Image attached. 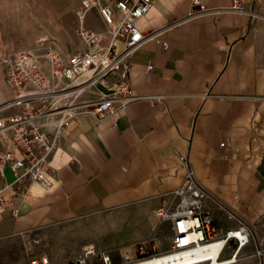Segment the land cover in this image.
Listing matches in <instances>:
<instances>
[{
  "label": "crops",
  "instance_id": "1",
  "mask_svg": "<svg viewBox=\"0 0 264 264\" xmlns=\"http://www.w3.org/2000/svg\"><path fill=\"white\" fill-rule=\"evenodd\" d=\"M150 1L138 21L145 39L119 70L71 94L77 106L60 127L31 122L53 144L46 173L55 181L43 188L23 169L4 170L0 264L40 255L64 263L88 247L126 258L151 237L158 253L166 252L172 222L157 211L177 201L185 177L179 153L208 196L205 209L218 233L251 231L237 264H264V252L248 256L264 244V0H245L240 12L231 11L232 0H209L208 12L192 19L191 0ZM84 24L102 34L101 46L111 42L96 9ZM113 43L120 52L122 41ZM126 64L133 100L126 107L114 101L112 117L87 112L113 95L108 87L122 80ZM13 95L0 59V154L10 150L21 159L10 149L11 130L1 127L24 113Z\"/></svg>",
  "mask_w": 264,
  "mask_h": 264
},
{
  "label": "built area",
  "instance_id": "2",
  "mask_svg": "<svg viewBox=\"0 0 264 264\" xmlns=\"http://www.w3.org/2000/svg\"><path fill=\"white\" fill-rule=\"evenodd\" d=\"M77 16L78 35L82 42L94 49L73 55H61L54 50H47L41 54L35 49H25L2 57L1 62L6 70V78L13 89V104L21 107L23 115L13 116L2 124V128L11 130L10 149L18 150L22 158L17 159L10 150L0 154V180L4 170L23 169L24 176L40 184L43 188L51 186L55 178L47 175L48 156L53 150V144L48 142V134L41 127L31 122L38 118L49 117L46 114L62 115L56 127L65 123L66 116L76 108L72 98L63 108L60 103L66 102V96L78 95L87 86H93L108 75L119 70L125 57L130 56L144 41L145 37L138 28V21L145 16L152 7L150 0H78ZM209 0H191L187 18L192 19L206 12L205 2ZM245 0H232L231 11H243ZM96 9L103 23L110 30L111 42L101 46L102 34L94 32L84 26L86 13ZM122 41V49L115 52L113 41ZM163 45V50L167 49ZM131 66L126 64L120 72L121 81L108 88L112 96L94 102L87 106L86 111L94 116L108 113L114 115L112 104L114 101L126 107L132 100L131 88L124 79ZM147 71L152 69L146 66ZM68 86H64V83ZM63 85V86H61ZM68 89V91H67ZM53 101L55 103L53 104ZM53 104V105H52ZM52 107H55L52 109ZM221 146L223 144H220ZM178 160L185 168L182 186L175 191L176 203L171 208L162 207L157 211L161 220L172 222V237L169 249L158 253V239L148 238L135 245L136 256L126 257L120 264H137L160 256L175 255L189 260L187 264H212L214 260L219 264H237L242 257L241 252L249 245L250 232L243 226L227 229L222 235L209 213L205 209L208 196L198 188L192 170L189 168L185 154H177ZM57 169V168H56ZM6 205L0 190V209ZM38 243L39 241H35ZM230 245V255L220 259L225 246ZM212 247L218 248L213 259L211 255H199L200 251H207ZM264 252V244L248 256L259 257ZM93 258L92 261H89ZM15 264H114L113 257L107 252H98L88 247L83 254L64 263H53L46 255L28 259Z\"/></svg>",
  "mask_w": 264,
  "mask_h": 264
},
{
  "label": "rangeland",
  "instance_id": "3",
  "mask_svg": "<svg viewBox=\"0 0 264 264\" xmlns=\"http://www.w3.org/2000/svg\"><path fill=\"white\" fill-rule=\"evenodd\" d=\"M78 9V0H0V59L25 49H35L41 54L54 50L64 56L82 52L84 43L77 32ZM68 85L64 83V86ZM62 110L64 109L59 110V114L55 116L52 112L47 113L49 117L44 118L43 124L47 128H54ZM248 231L251 235V231ZM164 239L168 241L167 236ZM260 243L258 242L255 251L259 249ZM230 252V245L227 244L220 259H226ZM243 252L246 250L241 252V256ZM109 255L112 256L111 253ZM114 255V264H120L126 259L120 253ZM135 256L134 251L133 257ZM92 260L93 258L89 259Z\"/></svg>",
  "mask_w": 264,
  "mask_h": 264
},
{
  "label": "bare ground",
  "instance_id": "4",
  "mask_svg": "<svg viewBox=\"0 0 264 264\" xmlns=\"http://www.w3.org/2000/svg\"><path fill=\"white\" fill-rule=\"evenodd\" d=\"M72 98V95L66 96V104L68 105V102ZM65 103H60L61 105H65ZM63 105V106H64ZM218 252V248L212 247L210 249H207V251H200L199 255H211V257L214 259L216 254ZM220 261L214 260L212 264H219ZM189 263V260L186 258H181L180 256L175 255H166V256H160L156 257L154 259L147 260L145 262H139L137 264H187Z\"/></svg>",
  "mask_w": 264,
  "mask_h": 264
}]
</instances>
